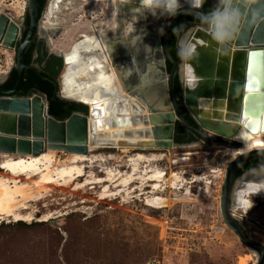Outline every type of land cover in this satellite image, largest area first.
Listing matches in <instances>:
<instances>
[{"label": "rangeland", "instance_id": "rangeland-1", "mask_svg": "<svg viewBox=\"0 0 264 264\" xmlns=\"http://www.w3.org/2000/svg\"><path fill=\"white\" fill-rule=\"evenodd\" d=\"M70 1L77 12L70 13L64 9L65 3L61 5L57 18L64 27L57 29L50 40L49 48L59 55L69 50L70 38L73 41L78 38L73 37L78 30L73 26L94 24L108 32L114 24L111 8L108 11L102 5L82 8L80 1ZM26 3L27 0H0V15L21 23ZM40 26L44 27L41 23ZM77 32L91 33L89 29ZM13 65V55L0 45V80L9 74ZM228 149L232 150L203 143L161 151H139L164 155L163 160L153 164L166 174L162 189L154 198L165 199L168 203L158 209L146 203L153 197L148 194L151 189L146 187L145 194L140 197L141 192L135 190L139 187L137 184L132 185L134 191L129 195L101 201L99 186L77 193L71 188H52L45 200L30 204L35 211L33 222L19 221L23 225L17 226H12L16 223L12 220L1 222L0 264H239L242 257L255 260L256 251L240 241L225 225L221 214L222 185L226 168L232 161H229ZM135 151L130 148V154L110 148L94 151L92 155L102 156L104 160L94 165V173L103 176L100 174L103 169L127 172L126 160ZM62 154L70 156L58 152V157L64 158ZM178 158L184 160L174 165ZM141 167L145 169L146 165ZM173 172L180 173L183 180L171 186ZM2 173L0 170V175ZM260 177L243 182L258 184L264 180V176ZM241 186L240 183L238 189L241 190ZM238 189H233L232 194ZM246 201V207L237 212L235 218H249L264 228V194L249 195ZM250 201L253 206L248 208ZM47 213L52 214V219L41 222ZM247 228L249 237L264 246V229L249 225Z\"/></svg>", "mask_w": 264, "mask_h": 264}, {"label": "water", "instance_id": "water-1", "mask_svg": "<svg viewBox=\"0 0 264 264\" xmlns=\"http://www.w3.org/2000/svg\"><path fill=\"white\" fill-rule=\"evenodd\" d=\"M24 12L28 16L29 27L23 40V23L0 15V45L13 50L19 44L15 65L18 73L16 85L11 90L0 88V155L37 157L47 150L87 155L89 135L94 136V124L89 118L98 117L99 120L103 113L101 108L94 103L90 108L85 103L65 100L87 111L73 113L67 119L58 121L49 115L50 103L44 94L32 92L26 95L21 91L28 68L23 55L32 43L39 24L37 0H27ZM182 15L196 18L200 22L202 19L192 13H182L174 18L160 19L157 24L147 22V25H138L146 29L144 43L148 42L152 49L130 47L127 51L132 64L127 73L129 86H125V89L148 112L141 119L144 129H139L137 134L150 141L137 147L158 151L208 143L231 149L239 148L242 146L240 140L247 141L252 134L264 132V0H234L231 9L216 16L212 21L213 26L228 37L223 45H217L212 39L207 24H198L183 33L178 45L181 40L186 44L197 39L201 41L192 52L186 51V56L194 57L188 62L193 65L198 77L192 89L186 87L182 79V62H176L167 45L170 26ZM161 27L164 28L162 36L158 33ZM111 46L113 53L118 55L121 50H125L124 46L120 50L121 45ZM167 61L172 65L169 74L166 70ZM176 78L182 86V105L197 126L196 132L203 141L176 143V138L183 132V129L178 132L177 126L183 124L189 127L173 99ZM5 80L6 77L0 80V86ZM123 82L125 85V79ZM153 89L165 97L161 103L163 107H159L156 101L150 102L148 97ZM166 95H169L170 101ZM248 157H264V150L244 153L228 164L222 185L221 214L225 225L244 245L252 249H264L246 237V229L232 217L231 212L234 198L232 190L240 187L239 181L259 178L252 176L253 172L244 175L230 191L235 166ZM247 223L258 226L250 219H247Z\"/></svg>", "mask_w": 264, "mask_h": 264}, {"label": "bare ground", "instance_id": "bare-ground-1", "mask_svg": "<svg viewBox=\"0 0 264 264\" xmlns=\"http://www.w3.org/2000/svg\"><path fill=\"white\" fill-rule=\"evenodd\" d=\"M49 1L50 4L41 24L44 25L43 29L46 30L49 40H52L53 36L57 34L55 31L64 27L57 18L61 5L65 3L64 9L70 13L77 12V9L73 7L70 0ZM78 1L81 2L82 8L93 5L104 6L105 11L111 8L114 24L108 32H105L104 28L98 27V29L94 24L73 26L78 30L89 29L91 33L87 34L76 30L73 37L78 38L74 41L72 38L69 39L71 46L68 51L62 53L65 70L62 75L61 93L65 100L85 103L90 108L94 103L99 109L101 108L102 116L99 117V120L98 117L89 118V121H93L94 124V136L89 135L87 155L70 154V156H64L62 154L64 158H60L58 152L51 150H47L37 157L0 155V170L3 171L0 175V222L4 220L31 222L35 211L30 207V204L37 203L49 196L52 188H71L73 192L77 193L86 189L95 190L99 186L98 198L101 201L117 195H129L134 191H132V185L137 184L139 187L135 190L141 192L138 195L140 197L145 194L144 189L146 187L151 189L148 194L153 197L146 201L149 207L158 209L168 203L165 199L154 198V195L157 196L159 190L162 189L166 174L159 168H155L153 164L163 160L164 155L159 153L147 155L139 152L149 150L137 147L150 141L137 134L139 129H144V123L141 119L148 115V112L143 110L125 89L123 79L128 77L126 73L129 71L124 72L123 65L119 61L120 55L112 51V44L121 45L120 50L124 46L118 40V38L125 39L126 37L122 25V18L127 13L124 0ZM159 20L149 16L146 20H141L139 25H147V22L157 24ZM200 43L201 41L198 39L187 43L186 51L192 52L195 46ZM182 75L183 79L188 81V83L184 82L186 87L192 89L195 83L191 81L185 68H183ZM101 88L103 89L101 90ZM162 96L158 90L153 89L150 91L148 98L150 102L156 101L159 107H163L161 103L165 97ZM240 142H242L241 147L226 150L227 155L230 157L229 161H233L247 152L264 150V147L258 146L264 145V132L254 133L247 141L240 140ZM108 148L120 149L122 154H130L128 152L129 148L138 151L128 156L125 163L127 172L120 171L116 173L110 169H103L100 172V174L103 173V176H97L94 173V165L98 161L104 162V160L102 156L92 155V153ZM152 151L155 150L152 149ZM183 160L178 158L173 164L175 165V163ZM142 165H146L145 169H142ZM87 169H90V171L88 172ZM253 173L258 174V176L263 175L264 169ZM170 179L171 186L183 180L178 172H173ZM241 181L239 182L241 183ZM241 184V190L238 189L232 199L234 204L232 203L231 212L234 219L237 212L243 211L246 207V199L249 195L264 194V191H261V189H264V180L258 184L254 182H243ZM50 219H52V214L47 213L42 216L41 222ZM242 226L246 229L245 225ZM247 230L248 228L246 232ZM252 262H255L253 258L242 257L239 259V264H250Z\"/></svg>", "mask_w": 264, "mask_h": 264}, {"label": "flooded vegetation", "instance_id": "flooded-vegetation-1", "mask_svg": "<svg viewBox=\"0 0 264 264\" xmlns=\"http://www.w3.org/2000/svg\"><path fill=\"white\" fill-rule=\"evenodd\" d=\"M207 1L208 0H206V2ZM210 2H211L212 6H214L216 4V0H210ZM46 6H47V3H46ZM46 6L42 9L41 13H39V24H38V27L36 29L35 37H34L32 43L30 44V46L28 47V49L26 50V52L24 53V55H23L24 62H25L26 66L28 68L25 71V77H24L23 84L21 86V91L23 92V85H24V82L26 80V75H28L30 77L31 74H33L37 78V81H35V83L32 85V87L29 89V91L27 93H24V94L28 95V94H30L32 92H40L38 90L40 88H44L49 93H51V97H50L51 100H55L56 99V100H58L60 102H64V103L72 105L73 103H68V102L65 101V99L63 98L62 93H61V89H62V75H63V72L65 70L63 56L55 53L52 49L49 48V46L51 45V44H49L50 43L49 36L47 35L46 31L40 26L41 19L43 17V12L45 11ZM22 18L23 19H22L21 23H23V25H24V30L21 33V40H23L25 38V36H26V34L28 32V27H29L28 16L25 14V12L23 13ZM194 26H196V24H190L188 29L191 28V27H194ZM121 39H122V41H121L122 45H127L128 44V40L126 38L125 39L121 38ZM18 48H19V44L17 43L16 46H15V49L9 50L11 52V54L13 55V59H14V65H13V68L11 70L15 69V65H16V62H17V56H18ZM124 49H125L124 50L125 52L123 50L120 51L121 54L119 56V61L123 65L124 72L126 73L128 71V69L130 68V65L132 64V59H131L130 55L128 54L127 49L126 48H124ZM123 58H124V60H123ZM139 65L140 64L138 62L137 66H139ZM139 68H140V66H139ZM166 70H167V74H169L170 71L168 72L167 65H166ZM17 79H18V73H17ZM17 79H16V82H17ZM13 80H14V77L10 76L8 74L6 76V80L0 86V88L2 90H11V89H3L2 86L6 85L8 82H13ZM125 86H126V88L129 86L128 78L125 79ZM166 99L168 101H170L169 95H167ZM173 99L175 101V104H176L177 108L179 109L180 113L184 116V119H185V114H183L181 112V107L184 108L183 105H182V99H181V104H179V101L174 96V87H173ZM186 115H188V113H186ZM188 117H190V116L188 115ZM187 124L189 126L187 128L183 124H182V126L178 125V126H180L183 129V132H184V133L182 132L180 134V137L184 134L182 136V138L185 140L184 142H181L180 144H189V143H193V142L203 141V138L201 136H199L197 134V132H196L197 126L195 125V123H193V124L192 123H187ZM215 141H217V140H215ZM249 163L250 162L242 159L235 166V168H234V170L232 172V176H231V180L232 181H231L230 191L233 189V187H235V183H236V181L238 179L240 180L244 175H247V174L249 175L250 173L255 172L256 170H260L262 168V167H258L259 165H262V164L251 165L250 167H248ZM260 176H259V178H247V179H249V180H258V179H261ZM262 176H264V174ZM254 177H256V176H254ZM243 181L244 180H242L241 183H243ZM233 204H234V201H233ZM247 219H249V218H246V220H241V219L235 218V220L237 222L240 221L242 223V225H245L246 229H247V225L255 226L256 229H260V230L264 229L262 227V225H260V223H256L255 222L256 224H258V226L254 225V224H251V223H247ZM245 234H246V237H249L247 232ZM251 240L254 241L255 243L261 245L264 248V246L262 244H260L259 242H256L253 239H251ZM253 249L257 253V256H254L255 257V262L253 264H264V249H260V248H257V247L253 248Z\"/></svg>", "mask_w": 264, "mask_h": 264}, {"label": "clouds", "instance_id": "clouds-1", "mask_svg": "<svg viewBox=\"0 0 264 264\" xmlns=\"http://www.w3.org/2000/svg\"><path fill=\"white\" fill-rule=\"evenodd\" d=\"M125 6L127 8V13L122 18V25L124 32L126 33V39H128L129 44L124 45L128 49H140V50H151L152 46L144 43V38L147 35L146 29L138 27L141 20H146L149 16L153 19H163V18H174L182 13H192L195 14L197 18H202L201 23L207 24L211 29L212 39L217 43V45H223L228 41L227 35L217 30L212 21L220 13L225 10L231 9L234 0H216V4L208 11L203 12L204 4L206 0H124ZM181 29H173L174 34H179ZM159 35H164V28L158 29ZM188 45L181 40L178 45L177 55L182 62V66L187 70V74L191 81L198 80L195 73V68L188 61L194 57L186 56V49ZM183 79V77H182ZM188 83L187 80H184ZM258 167L264 168V164ZM264 191V189H261ZM259 194V193H257ZM253 204L250 201L248 208L252 207ZM247 211V209H245ZM1 224V222H0Z\"/></svg>", "mask_w": 264, "mask_h": 264}, {"label": "trees", "instance_id": "trees-1", "mask_svg": "<svg viewBox=\"0 0 264 264\" xmlns=\"http://www.w3.org/2000/svg\"><path fill=\"white\" fill-rule=\"evenodd\" d=\"M38 3V11L39 13H41L42 9L46 6L47 0H37ZM213 6L211 5L210 0H208L206 2V4L204 5L203 9L201 11L203 12H207L209 11ZM190 24H201L200 21H198L196 18L187 16V15H182L177 17L173 23L170 26L169 32H168V36H167V45H168V49L171 52L172 56L174 57V59L176 60L177 63H180L181 60L177 55V51H178V41L180 39V37L183 35V33L185 32V30L189 27ZM181 29V31L179 32V34H174L173 29ZM167 68H168V72L170 71L172 65L170 62L167 61ZM31 74V73H30ZM10 76L14 77L13 82H8L6 85L2 86L3 89H12L15 84H16V79H17V71L15 69L11 70V72L9 73ZM35 81H37V78L31 74V76L29 77L28 75H26V80L24 82L23 85V94L27 93L29 91V89L32 87V85L35 83ZM38 91H40L42 94H44L49 103V115L52 116L54 119L58 120V121H63L65 119H67L68 117H70L73 113H86V109L83 108L82 106L76 105V104H67L64 102H60L58 100H51V93H49L47 90H45L44 88H40ZM174 96L175 98H177V100L179 101V104H181V99H182V86L179 83V81L177 80V78L175 79V83H174ZM181 112L183 114H185V120L187 123H194L190 117H188V115H186L185 109L181 107ZM177 131L178 132H182V128L180 126H177ZM184 135V134H183ZM182 135V136H183ZM181 137H177L176 138V143L180 144L181 142H184L185 140ZM248 162H250L248 164V167H250L251 165H259V164H263L264 163V157H249L244 159ZM237 176V175H236ZM235 176V177H236ZM1 225V224H0ZM17 225H23L22 222H16L14 225L12 226H17Z\"/></svg>", "mask_w": 264, "mask_h": 264}, {"label": "snow or ice", "instance_id": "snow-or-ice-1", "mask_svg": "<svg viewBox=\"0 0 264 264\" xmlns=\"http://www.w3.org/2000/svg\"><path fill=\"white\" fill-rule=\"evenodd\" d=\"M258 146H260V147H264V145H258Z\"/></svg>", "mask_w": 264, "mask_h": 264}, {"label": "crops", "instance_id": "crops-1", "mask_svg": "<svg viewBox=\"0 0 264 264\" xmlns=\"http://www.w3.org/2000/svg\"><path fill=\"white\" fill-rule=\"evenodd\" d=\"M147 43H148V42H147ZM147 43H146V44H147Z\"/></svg>", "mask_w": 264, "mask_h": 264}]
</instances>
